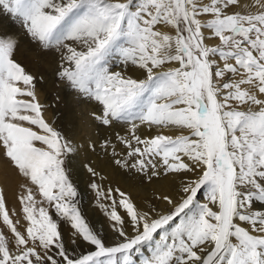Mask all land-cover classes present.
Returning a JSON list of instances; mask_svg holds the SVG:
<instances>
[{"label": "snow or ice", "instance_id": "6c2138e0", "mask_svg": "<svg viewBox=\"0 0 264 264\" xmlns=\"http://www.w3.org/2000/svg\"><path fill=\"white\" fill-rule=\"evenodd\" d=\"M0 16L42 53H59L57 76L102 106L96 120L130 125L116 139L132 163L114 147L116 165L149 178L190 174L178 201L158 197L167 212L92 182L116 233L106 243L79 206L66 165L73 144L43 118L36 77L14 58L19 40L0 36V147L48 205L37 209L27 189L22 233L0 193L12 233L0 232V264H138L142 246L152 254L139 264H264V0H0ZM141 125L176 131L142 137ZM61 222L71 245L93 250L73 255Z\"/></svg>", "mask_w": 264, "mask_h": 264}, {"label": "bare ground", "instance_id": "6f19581e", "mask_svg": "<svg viewBox=\"0 0 264 264\" xmlns=\"http://www.w3.org/2000/svg\"><path fill=\"white\" fill-rule=\"evenodd\" d=\"M245 3L248 5H252L253 0H245ZM17 27H20L19 23L18 24L9 23L2 16H0V36L7 35L18 39L22 44H24L25 43L24 38L22 36L19 37L20 33L23 32L18 30ZM5 28L9 29V31L5 30ZM163 30L168 31L169 29L164 28ZM205 34L206 36H208L207 31L205 32ZM206 43L210 45L215 44L213 43V40L211 38H209L206 41ZM20 46L21 45L19 44L18 48ZM34 48L35 47L33 46L31 49H28V51L32 52ZM17 50L18 49H16V51ZM29 58H30L29 60L30 69L34 71L32 56H30ZM44 63H46V61ZM36 84L39 85L38 88H36V94L39 93V90L42 92L40 98H43L42 99L43 101L42 100L40 101L42 102L43 105V116L47 119V122H49L54 127H56L59 118L55 116L56 113L52 108H51L52 110H49V105H48L49 103L47 104L48 101L47 90L49 85L46 86L45 82L41 84L40 83H36ZM82 110H83V105H82ZM99 111L100 112L98 113V115L101 113V110ZM77 113L78 116H73V119L72 117L70 118L68 117V121H66L65 123V128L62 127L65 131V134L67 135V138L73 144L75 149L71 154H69L67 163L71 171L74 172L75 177L80 184V187L84 190L86 189L85 190V195L87 196L86 210H88V215L98 216L97 221L98 224L103 227L101 229L102 230L101 232H102V236L105 239V242L108 244H113L116 241V233L113 231L111 227V222L104 214L103 210L99 208L97 204L96 192L90 187V184L92 182H95L98 185H100V187L105 191L108 188H113V189L119 188L120 190L127 193L131 197L133 202L137 205V207L141 210L146 211L149 209L150 206H154L157 209V211L167 212L170 209V206L167 205V203L162 199H158V197H163L164 195H167L170 196L172 199L178 201L180 196L182 195L181 192L182 183L190 178V174H178V173L165 174L161 170L160 175L151 176V178H149L151 175L150 172L146 174V173L138 172L137 170L132 168H124L119 165H116L114 163V156H113L114 147L116 153L115 158H119L122 160L127 159L129 163H132V158L127 157V150L125 149V146L120 144L119 140L116 139V134L119 133L120 135H125L130 125L124 124L123 122H114L111 126L103 127L101 126L100 123L97 124L95 122L96 120H94L93 118L92 119L89 118L90 116L88 117L85 112L81 113V111H78ZM70 121H73V123H71ZM175 131L176 130L172 128L161 130L153 127L149 129L146 126L141 125L139 127L138 134L144 137V136L155 135L158 132H162L163 134H173ZM105 141H111V144H109L107 148L102 147ZM2 164L0 163V169L2 168ZM85 165L94 167L98 175L91 176V174L87 172ZM4 167L5 166H3V168ZM0 179H1V175H0ZM14 180H15L14 178L8 180V182L5 185L1 184L2 185L1 187L2 188H5L4 186L9 187V192L7 190V192L5 191V193L6 195L11 196L13 200L11 203L14 202L15 204L16 200L14 198H15V192H17L16 189L18 188L20 190L21 188L17 186L19 183L14 182ZM4 182H6V179ZM14 184L16 185L15 186L16 189L14 188ZM197 199L201 203L206 202V193L204 190H201ZM101 202L106 204L110 203V201H103V200ZM45 203L40 202L39 203L40 205H38L37 208L42 206L45 207ZM259 206H260L259 202H257V207ZM119 211L123 212L122 209H120ZM62 235L64 236L66 244L71 245L70 242L71 233H67L66 231L62 230ZM78 242L80 243V241ZM142 250L144 254L143 256L148 254L145 246L142 247ZM140 258L141 257L136 258V260H138V263L142 261Z\"/></svg>", "mask_w": 264, "mask_h": 264}, {"label": "rangeland", "instance_id": "374dc122", "mask_svg": "<svg viewBox=\"0 0 264 264\" xmlns=\"http://www.w3.org/2000/svg\"><path fill=\"white\" fill-rule=\"evenodd\" d=\"M253 4H254V0H253ZM15 24H18V22ZM8 25H11V24H8ZM17 28H18V30L23 32V33H20L19 37L22 36L25 40V43L22 44L19 41V44L21 46L19 48H17L18 50L16 51L14 58L25 67V69L28 73H30L34 77H36L35 84L36 83L41 84V83L45 82L46 86L49 85L48 90H47V93H48L47 104L49 103L48 104L49 110L53 109L56 113L55 116H57V118H59V121H58L56 128L58 130H60L67 137V135L65 134V131L63 129V128H65V123H66V121H68V117L69 118L72 117V119H73V116H78V113H77L78 111H81V113L85 112L88 117L90 116L89 118H91V119L93 118L94 120H96L95 115H98V113L100 112L99 110L102 109V106L99 105L94 100H88L87 98L79 95L75 90L67 87L66 83L64 81H62L61 79H59V77L57 76V69L59 66V53H56V54H53L51 52L42 53L40 51V49L38 48V46L36 44H34L32 41H30V39L25 35L23 29L21 27H17ZM5 30L9 31V29H7V28H5ZM210 38L213 40V43H215V44L218 43L217 39L212 38V37H210ZM215 44H213V45L209 44V45L214 46ZM33 46L35 47L34 50L32 52H29L28 49H31ZM30 56H32L34 71L30 69V65H29V60H30L29 57ZM42 60L44 62L46 61V63H44ZM113 70H121V65H120V62L118 60L113 62ZM129 71H130V68H129ZM38 86L39 85L36 84V88H38ZM21 87H23V85H21ZM41 95H42V92L39 90V93L36 94V96H37L38 102L42 105V102L40 100H42L43 98H40ZM82 105H83V110H82ZM87 108H89V109H87ZM95 111H96V113H95ZM42 115H43V105H42ZM43 118L47 121V119L44 116H43ZM76 121H78V120H76ZM70 122L73 123V121H70ZM95 122L97 124L100 123V121H98V120H96ZM101 126L107 127V126H104L102 124H101ZM34 130H38V129H34ZM67 162H68V158L66 159V165L69 168V165ZM0 163L4 164V165L2 164V168L0 169V172H2V173H0V175H1L0 193H2L4 197H6L5 198V206H6V210L9 212L10 219L13 221V224L17 227V229L19 231H21L22 233H24L25 232V226L27 225V221L23 218V211H22L23 206L20 203V198L22 196H25L28 194V192H27L28 188H32V194H33L35 201H36L35 207L37 208L38 205H40L39 203L42 201V197L39 195L37 188L35 186H33L27 178H25L22 174L19 173V171L16 168V166L14 165V163L5 155V150L2 147H0ZM3 166H5V167L3 168ZM69 170L71 171L70 168H69ZM72 177H73L74 183L78 189L77 200L79 202V206L83 210V214L86 218V221L95 230L97 229L96 231L97 232L99 231L98 233L102 236V232H101L102 230L101 229L103 227L98 224V221H97L98 216L88 215V210H86V197H87L85 195L86 189L84 190L80 187V184L77 181L74 172H72ZM13 178L15 179L14 182L19 183L17 186L19 188H21L20 190L18 188L16 189V187H15L16 185L14 184V188L17 190V192H15V198L14 199L16 200L17 204L16 203L14 204V202L11 203L13 201L11 196L6 195V193H5V191L7 192V190L9 192V187L8 186H4L5 188L1 187L2 186L1 184L5 185L8 182V180L13 179ZM5 179H6V182H4ZM20 183H21V185H20ZM199 194H198V196H199ZM47 206H48L47 203H45V207H47ZM49 213L54 215V209H49ZM18 214H20V215H18ZM60 230H61V232H62V230H64L67 233H71V231H72L70 228V225L65 223V222L60 223ZM0 232H3L9 238L12 237V233L10 232V230L5 225H3L2 217H0ZM77 243H78L77 245L67 244V245H69V251L70 252H72L73 249L75 250L72 253L73 255L86 254L88 251L93 250L92 248H90L86 244V242H80V243L77 242ZM142 247H141L140 252L135 254V258L141 257L140 259L143 260L152 254V247L145 246L148 254L143 256L144 254H143Z\"/></svg>", "mask_w": 264, "mask_h": 264}]
</instances>
